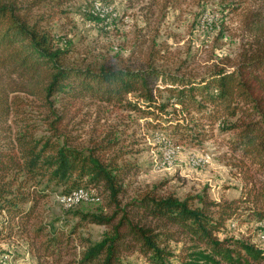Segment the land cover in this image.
Returning a JSON list of instances; mask_svg holds the SVG:
<instances>
[{
	"label": "trees",
	"instance_id": "1",
	"mask_svg": "<svg viewBox=\"0 0 264 264\" xmlns=\"http://www.w3.org/2000/svg\"><path fill=\"white\" fill-rule=\"evenodd\" d=\"M40 3L0 0V237H25L46 264H129L132 254L147 264L264 259L263 249L227 227L241 216L264 223V0H252L242 12L247 45L236 60L200 74L150 63H69V41L54 35L43 15L32 14ZM20 94L35 98L36 113L24 108ZM93 104L137 112L150 128L190 142L210 135L203 118L216 122L239 156L232 162L243 179L239 194L209 199L202 191L179 199L160 184L128 190L134 164L123 159L131 151L121 143L125 136L112 128L89 143L72 135L77 117ZM80 187L103 196L107 212L72 211L76 221L69 227L38 218L49 191ZM84 223L107 231L91 242L77 231Z\"/></svg>",
	"mask_w": 264,
	"mask_h": 264
},
{
	"label": "rangeland",
	"instance_id": "2",
	"mask_svg": "<svg viewBox=\"0 0 264 264\" xmlns=\"http://www.w3.org/2000/svg\"><path fill=\"white\" fill-rule=\"evenodd\" d=\"M39 1L32 14L43 15L51 32L62 41H69V63L97 66L107 62L133 67L150 63L156 68L188 74H200L215 64L236 60L247 45L240 19L252 4V0ZM20 97L27 103L24 108L36 113L35 98L25 94ZM77 118L78 127L72 131L77 141L89 143L96 132L110 128L125 136L121 143L131 151L123 159L134 164L133 173L127 177L128 190L160 184L162 191L172 192L179 199L202 191L209 199H227L240 192L242 175L232 164L238 153L230 150L227 140L231 136L221 133L216 122L210 124L203 118V123L211 127L210 135L200 142H190L150 128L149 118L137 112L114 110L101 104L84 108ZM197 159L203 160L195 163ZM79 189L84 190L80 187L66 194L60 188L49 191L39 201L38 218L52 225L66 221L69 227L76 221L72 211L107 212L103 196L92 189H86V199L82 196L80 200L63 201L61 195L71 197ZM263 224L241 216L228 222L227 227L230 234L264 250ZM77 231L92 242L100 240L107 228L84 223ZM170 259L175 263L174 258ZM127 260L129 264H147L136 254ZM0 264L46 263L37 260L29 251L26 238L18 235L12 239L0 237ZM257 264H264V259Z\"/></svg>",
	"mask_w": 264,
	"mask_h": 264
},
{
	"label": "built area",
	"instance_id": "3",
	"mask_svg": "<svg viewBox=\"0 0 264 264\" xmlns=\"http://www.w3.org/2000/svg\"><path fill=\"white\" fill-rule=\"evenodd\" d=\"M168 158H170V154H167L166 155V159L168 160ZM203 159H197L196 161H194L195 163H198V162H200V161H202ZM82 192H83V199H86L87 197H88V195H89V193L87 192V190L86 189H84V190H81ZM68 196L69 195H61V197H62V199H63V201L64 202H68ZM263 241H264V234H263Z\"/></svg>",
	"mask_w": 264,
	"mask_h": 264
},
{
	"label": "bare ground",
	"instance_id": "4",
	"mask_svg": "<svg viewBox=\"0 0 264 264\" xmlns=\"http://www.w3.org/2000/svg\"><path fill=\"white\" fill-rule=\"evenodd\" d=\"M173 154V153H172ZM172 156V155H171ZM82 189H79V190H77V191H74L73 193H72V196L71 197H69L68 196V199H70V201H76L77 199H79L80 197H82L83 196V192L81 191ZM80 200V199H79ZM71 203V202H70ZM73 203V202H72ZM71 203V204H72ZM262 232V231H261ZM262 237V236H261Z\"/></svg>",
	"mask_w": 264,
	"mask_h": 264
}]
</instances>
